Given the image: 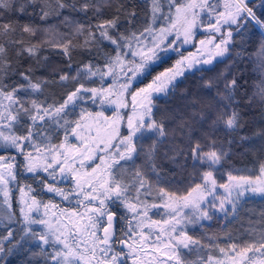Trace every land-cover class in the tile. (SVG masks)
Masks as SVG:
<instances>
[{
    "label": "snow or ice",
    "instance_id": "snow-or-ice-1",
    "mask_svg": "<svg viewBox=\"0 0 264 264\" xmlns=\"http://www.w3.org/2000/svg\"><path fill=\"white\" fill-rule=\"evenodd\" d=\"M250 3L0 0V264L16 249L27 264H264V210L246 207L264 201V43L253 91L232 74L244 55L234 32L264 29ZM48 49L66 67H51ZM171 53L179 59L152 76ZM74 54L87 56L75 69ZM55 85L66 91L49 103ZM236 148L254 167L221 172ZM21 173L67 206L29 195ZM214 219L223 238L189 234Z\"/></svg>",
    "mask_w": 264,
    "mask_h": 264
},
{
    "label": "trees",
    "instance_id": "trees-1",
    "mask_svg": "<svg viewBox=\"0 0 264 264\" xmlns=\"http://www.w3.org/2000/svg\"><path fill=\"white\" fill-rule=\"evenodd\" d=\"M140 0H137V3H139ZM261 3V0H252V3H250V6L253 7V10L256 12L257 16L261 19H264V9L257 7ZM138 11L140 12L141 16L144 14L143 6L138 8ZM67 14V13H65ZM11 17L5 16V19H8ZM21 22H27L28 17H20L19 18ZM39 23L40 21H36ZM49 24H57L58 21L50 20L48 21ZM61 32L68 31L67 28L61 26L60 28ZM204 37V34H202ZM264 43V33L261 32L260 28L255 24L254 21L249 22L246 24L244 28L240 30L239 33L234 32L233 34V44L235 45V51H243V58L240 60L239 64L236 68L232 69V74H235L237 70H239L242 75L243 79L247 81L246 87L248 88L249 92L254 90V86L259 83V78L261 77V71L259 67V57L261 55L260 49L261 45ZM230 51H232L230 49ZM59 49H48L43 54L48 56V63L51 67H58V68H64L66 67L64 63V58L58 55ZM234 55V53H233ZM75 58L73 60V68L75 69L76 66L87 59V56L84 54L75 55ZM177 55H171L170 58L165 57L166 62L159 64L155 70L152 72V76L156 75L160 71L165 70L168 67H171L175 61L177 60ZM233 63L232 60H225L224 63H220L216 65V72H205L200 73L197 72L195 76H189L188 80L181 84V89L187 87L193 91L197 89V85L200 83V77H211L214 76L217 72L223 70L227 64ZM38 75L42 73H37ZM187 75V73H186ZM151 79V76L148 77L147 80L144 81V83L149 82ZM86 86L96 87L98 84H92L90 81H83ZM143 86V85H141ZM66 89L60 88L58 85L52 86L48 89L46 93V98L49 103L53 101H62L63 95ZM92 104L89 102L85 105H82V107H87L90 110H98V108H92ZM166 105L161 102V107H165ZM95 107V106H94ZM92 108V109H91ZM79 108H77L76 112L78 114ZM258 116V113H256ZM70 118H75V116H72ZM249 119V125H248V131L249 133L257 127L256 122L252 119V116L250 115L248 117ZM243 149L236 148L234 150L235 154L231 156V159L224 164V167L221 169V172H226L228 170H231L232 167L235 168H253V158L251 156H242ZM19 159V158H18ZM218 180H220V174H217ZM17 182L20 185V187H23L27 189L28 185H31V187L34 189L33 192H31L38 200H42L44 202H48L49 200H52L53 203H59L62 206V201L59 199L58 196L51 195L46 191V189H43L40 185V182L38 179H36L32 174L27 173H21L17 177ZM220 182H223L220 180ZM14 187V185H13ZM14 197L18 199L19 192L16 191L13 193ZM15 201H14V207H15ZM247 209L254 215L259 214L262 210H264V201H262L259 197H256L254 199L249 200L247 204ZM239 227L238 223H234L230 226V230L235 231ZM0 231H3V226L0 225ZM189 234L193 235L195 238H198L201 240L202 243H206L205 235H219L221 238H223V230L222 225L219 221L213 220L210 222V224L201 229L199 226H197L195 229H190ZM31 246L34 248V244L32 245H26V247ZM223 246V245H221ZM30 259L29 253L22 250V249H16L14 250L13 254L7 258V264H27L28 260Z\"/></svg>",
    "mask_w": 264,
    "mask_h": 264
},
{
    "label": "rangeland",
    "instance_id": "rangeland-1",
    "mask_svg": "<svg viewBox=\"0 0 264 264\" xmlns=\"http://www.w3.org/2000/svg\"><path fill=\"white\" fill-rule=\"evenodd\" d=\"M258 26V25H257ZM259 27V26H258ZM260 28V27H259ZM260 30H261V32H263L264 33V29H261L260 28ZM202 34H204L203 33V31L201 30V32L200 33H198V35L196 36V40L198 41L199 39H203L204 37H201V36H203ZM186 49V51H184V54L185 55H188V53L189 52H194L195 51V48H193L192 47V45H184L183 46V49H182V51L183 50H185ZM171 55H177V54H175V53H171L170 54V56ZM177 59H179V56L177 55ZM215 63V62H214ZM92 108H96V106L94 107V106H92ZM91 108V109H92ZM93 110V109H92ZM94 110H96V109H94ZM27 174H30V173H27ZM31 175V174H30ZM49 182H51V181H49ZM58 186H61V187H65V188H68L70 185H68L67 183H65V184H58ZM25 189V188H24ZM25 192H27V189H25ZM51 194V193H50ZM29 195H33L32 193H29ZM51 195H53V194H51ZM20 196V193H19V195H18V197ZM53 197H54V195H53ZM0 199H2V197H0ZM59 199L61 200V198L59 197ZM62 201V200H61ZM67 204H68V202H65V201H62V206L61 207H66L67 206ZM153 218H159V217H156V216H154Z\"/></svg>",
    "mask_w": 264,
    "mask_h": 264
}]
</instances>
